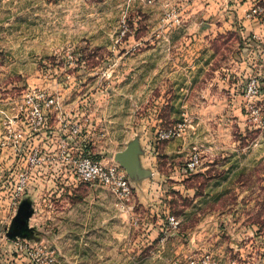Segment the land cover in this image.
I'll return each instance as SVG.
<instances>
[{
	"label": "rangeland",
	"instance_id": "obj_1",
	"mask_svg": "<svg viewBox=\"0 0 264 264\" xmlns=\"http://www.w3.org/2000/svg\"><path fill=\"white\" fill-rule=\"evenodd\" d=\"M256 1L0 0V245L10 240L11 174L35 143L28 97L34 91L53 96L57 109L51 121L61 124L80 117L83 93L91 92V76L80 84L78 65L67 63L71 53L104 65L117 60L103 66L110 76L98 84L102 98L89 101L105 108L98 121L103 136L87 146L94 159L110 163L152 119L163 127L197 123L201 162L183 186L157 176L134 186L128 212L115 208L113 193L102 185H81L87 200L70 213L62 202L67 194L50 196L49 206L40 211L50 218L31 233L56 249L54 264H203L206 257L219 264H264V255L240 256V245L254 249L255 244L234 238L243 226L239 223L247 222V231L262 239L256 245L264 248V139L255 142L256 131L235 130L240 102L228 94L230 84L242 87L249 75H259L264 83V12L247 25L239 16ZM246 27L257 35L250 45L241 33ZM159 74L176 78L162 80ZM218 120L230 125L226 132L220 129L224 135L218 143L233 147L210 161L206 146ZM228 157L230 167L240 170L230 188L222 186L220 174Z\"/></svg>",
	"mask_w": 264,
	"mask_h": 264
},
{
	"label": "crops",
	"instance_id": "obj_2",
	"mask_svg": "<svg viewBox=\"0 0 264 264\" xmlns=\"http://www.w3.org/2000/svg\"><path fill=\"white\" fill-rule=\"evenodd\" d=\"M246 3L243 2V6ZM245 8V7H244ZM241 17H243V13H240ZM249 20H243V23L247 25ZM251 28L246 27V30L244 32H241L245 36L249 34V31ZM248 41V40H247ZM245 43V42H244ZM247 45H250L249 43ZM81 56V57H80ZM79 56V81L80 84L86 83L87 76H91V83H93L89 89V91H86L83 93V96L80 100V117L78 116L77 119H71L70 121L79 120L81 122L82 132L79 138H67L68 140V149L71 153H75L76 151L83 150L84 152L88 153L87 146L88 143L93 139H99L103 136V128L102 123L99 124V122L102 119V115L105 112V108L100 105L101 103L96 100L94 105L89 104V101L91 98L94 99H100L102 98V92L100 89V85H98L104 77L102 76V73L104 72L103 66H112L116 64L117 60L110 61V63H100L97 62V60H91L89 61L88 57H82V54ZM145 62V60H143ZM241 66V65H240ZM262 71V70H261ZM239 74V73H238ZM176 78V75H170L167 76L166 74H159L156 76L158 79L165 80L166 78ZM153 78V77H152ZM227 79V78H226ZM239 79V78H238ZM90 83L87 85L85 84V88L89 86ZM232 85L228 91V94L231 96V98L235 100H239V108L235 110V113L238 115V119L235 130L238 129L239 132L246 133L247 130L252 131V129L249 127L246 117L244 115L243 107H242V87L240 86V82H236ZM236 88V89H235ZM240 91L241 94L238 93ZM229 96V97H230ZM222 110V109H221ZM223 111V110H222ZM51 112L47 115V121L44 129H41V131L34 133V146L40 147L44 149L45 151L49 152L51 155H55L57 152V137L58 135H61L63 132L60 130V121L57 119L55 121H51ZM94 115L93 117H91ZM99 121V122H98ZM220 120L215 121L217 125H214L212 127V135H210V143H208L207 150L211 152V156L209 158H212L213 161L214 158L223 157L224 154H221L222 151L229 149V147H233L230 144L226 143H218L222 140L220 136L224 135L223 132L220 131H228L226 127H230L228 122L222 121L221 124L219 123ZM163 127L161 122L158 120L156 122L150 120H145V123L142 125V129L139 131L140 134V142L142 145V148L144 149V154L141 156V162L142 165L146 168H150L152 171V178L155 176L160 178H173L180 181V185L183 186V181L188 179V176H186L184 164L187 160L189 153L194 146H198L200 135L199 131L200 128L198 127L197 123H189L186 124L183 135L180 138L172 139V140H157L155 137V131L156 129ZM62 132V133H61ZM202 132V131H201ZM254 132V131H252ZM222 133V135H220ZM255 133V132H254ZM217 135H219L220 138H214ZM227 135V133H226ZM229 135V134H228ZM256 135V133H255ZM124 148V147H123ZM118 149L115 152L122 150ZM97 154H101L103 151V147L101 145H98V148L95 149ZM114 152V153H115ZM89 154V153H88ZM231 158H239L238 161L240 162L241 159H245V157H240V155H232ZM228 157L226 161H223L222 166H220V169H222V172L220 174H223V182L222 186H225L226 188H230L232 185H234L233 182H231V179H237L240 174V170L238 171V168H231V161L232 159ZM246 161V160H244ZM18 163V160L16 161ZM115 162V161H114ZM216 166V165H215ZM219 169V170H220ZM243 174H248V171H243ZM245 177V176H244ZM241 183V182H240ZM145 184L143 181L142 185ZM83 185V184H81ZM81 185L73 186L71 183V179L65 173V170L62 166H53V165H46L42 167L41 170L38 171L37 177L34 179L32 185L30 186V189L28 190L29 194H26L22 197L21 200H26L30 203L32 214L30 218L28 219L27 228L28 229V236L29 238H19L17 237L15 240H9L3 241L1 243L2 247V254L3 258L0 260L1 264H9L12 263L13 257L8 255L6 253V247L12 248L14 242L17 239H25L27 242L35 243L40 241H47L44 237L40 238L37 235H33L31 231L34 229L33 226H37V230H39V227L42 225V223L45 222V220L49 216V213L47 216L44 214L41 215L40 211L49 206L48 203L50 201V196L52 198H59L61 194H67L62 197V202L64 206L68 207L69 213L76 208H80L82 205H85V201L87 200L85 197V191L81 188ZM243 190L242 192H247V188L244 186L241 187ZM142 189V187H141ZM29 195H31V199L29 198ZM112 195V194H111ZM28 196V197H27ZM76 197L77 200H72V198ZM113 198V196H112ZM240 204H243V202H239ZM251 203H248V207ZM247 206V205H245ZM12 220V219H11ZM70 220V219H69ZM11 222V221H10ZM239 225H243L242 228L239 230L238 233H234V238L238 241H241L243 243H254V249L249 247L248 244L245 246H239L238 251L240 252V256L247 255L251 252H253L255 255H264L262 252L264 248L262 246L256 245L259 242L261 237L258 236L255 233H252L251 231H247V225L248 223L245 222L244 224L239 223ZM250 226V225H249ZM252 226V225H251ZM24 231V229H23ZM251 232V233H250ZM32 237H39L37 241L31 240ZM33 241V242H31ZM5 251V253H4ZM16 264L19 263L18 260H16ZM13 264V263H12Z\"/></svg>",
	"mask_w": 264,
	"mask_h": 264
},
{
	"label": "built area",
	"instance_id": "obj_3",
	"mask_svg": "<svg viewBox=\"0 0 264 264\" xmlns=\"http://www.w3.org/2000/svg\"><path fill=\"white\" fill-rule=\"evenodd\" d=\"M260 1L264 2V0H257L244 11V19L253 20L263 15L264 5L261 6ZM246 40L249 41V44H252L253 40H257V35L249 33L246 35ZM67 57L68 64L79 66L78 57L73 58L71 53H68ZM260 58V63L264 66V53ZM261 70L259 69V72ZM102 76L107 78L110 75L107 72H103ZM66 77L69 78L70 76L66 75ZM242 97L244 115L249 127L257 132L255 139V142H257L259 139H264V83L260 80L259 75H249L245 79ZM28 98L30 99L28 101L30 107L27 109L33 122L32 131L37 133L44 129L48 113L52 109H57V100L53 96L39 91H34L31 93V97ZM21 111H23V108L20 109ZM61 122L60 130L63 133L61 132L62 134L57 137L58 143L55 155H51L40 147L33 146L26 159L22 157L18 160L19 168H17V171L12 172V180L7 187L9 191L8 207L12 210L8 223L16 214L23 195L30 189L38 171L46 165L62 166L71 179L73 186L88 184L109 187L114 195L115 208L121 212L131 210L134 185L129 180L124 169L113 160L110 163H104L102 160L94 159L83 150L71 153L68 149L67 138L76 139L80 137L82 132L81 122L79 120ZM185 126V121H179L168 127H160L156 129L155 137L157 140L180 138L183 135ZM18 136L20 137L21 135ZM200 162V150L194 146L185 161L184 174L186 176L193 174L199 167ZM167 221L170 224H177V221L172 216H168ZM5 239H7L6 236ZM13 252L15 253L12 259L13 264H16L15 259L19 261L18 264H54L56 261V249L47 241L30 243L25 239H17L13 245ZM2 258L3 254L1 252L0 260ZM202 262L203 264H219L210 257H206ZM190 263L195 264L194 261Z\"/></svg>",
	"mask_w": 264,
	"mask_h": 264
},
{
	"label": "water",
	"instance_id": "obj_4",
	"mask_svg": "<svg viewBox=\"0 0 264 264\" xmlns=\"http://www.w3.org/2000/svg\"><path fill=\"white\" fill-rule=\"evenodd\" d=\"M143 154L144 149L140 142V136L136 134L122 150L115 152L113 156V160L124 169L135 187H139L144 180L152 178L151 169L142 165L141 156ZM31 214L30 203L26 200H21L17 212L10 222L7 231L8 239L15 240L17 237L29 238L26 226Z\"/></svg>",
	"mask_w": 264,
	"mask_h": 264
}]
</instances>
